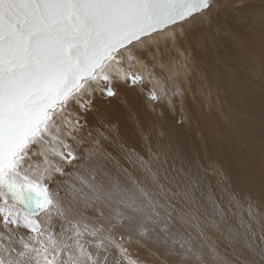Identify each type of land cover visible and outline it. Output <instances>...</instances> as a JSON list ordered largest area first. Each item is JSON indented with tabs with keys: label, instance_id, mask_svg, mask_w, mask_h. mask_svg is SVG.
Wrapping results in <instances>:
<instances>
[{
	"label": "snow or ice",
	"instance_id": "6c2138e0",
	"mask_svg": "<svg viewBox=\"0 0 264 264\" xmlns=\"http://www.w3.org/2000/svg\"><path fill=\"white\" fill-rule=\"evenodd\" d=\"M214 3L0 0V264H123L117 233L145 246L142 264H264V201L226 184L217 194L169 145L147 157L119 145L129 167L105 150L116 125L99 105L115 97L110 69L125 53L198 18L229 51L253 24L249 0H229L215 19ZM93 111L95 135H83Z\"/></svg>",
	"mask_w": 264,
	"mask_h": 264
},
{
	"label": "rangeland",
	"instance_id": "374dc122",
	"mask_svg": "<svg viewBox=\"0 0 264 264\" xmlns=\"http://www.w3.org/2000/svg\"><path fill=\"white\" fill-rule=\"evenodd\" d=\"M228 2L229 0H216L212 11L207 15L213 19L218 15L222 17L226 12L224 5H227ZM249 3L252 6L250 11L254 14L255 23L253 22L250 27H245L240 31L238 40L235 44L230 45L229 51H225L223 47L217 48L212 45L207 23H198V18L193 20L195 25L191 28L192 30L183 29V36L180 35L173 44L174 48L178 46L175 49L173 46L168 48L170 45L168 40L163 44H169L166 45L167 49L161 45L156 46L155 43L146 48L147 42L154 41L152 38L155 36L153 35L152 38L145 39L143 45H136L138 48L143 47L140 48L143 51L140 53L142 56L135 55L139 58L142 57L143 61L136 69L137 73L139 71L137 76H134L133 70L128 68L134 62H131L133 59H130L129 56L131 51L124 54L123 59L128 60L126 62L128 67L125 66L126 64L123 65V76L138 77L139 80L136 84L139 83L142 89L141 91L137 90V85H132L130 80L125 81L124 79V84L111 77L116 95L99 107L104 108L103 110L108 114L116 109L122 110L121 123L130 126L127 127L131 133H129V141L136 136L140 140L139 149L131 143L126 147V141L121 142V137L117 133L119 126L117 128L113 119L114 114H112L111 118L116 129L109 137V142L106 143L105 147L109 144V148H105V150L116 158V160L113 159L115 162L118 159L120 164L129 167L128 158L121 151L119 145H124L128 152L145 157H147L150 147L154 152L161 145H169L183 158L185 167L190 164L193 171H196V166H199L201 174L206 177L207 186L217 194L226 184L234 192L250 196L253 201L262 202L261 200L264 199V35H262L264 31H262L260 17L264 13V3L261 0H249ZM227 11L231 10L227 9ZM190 22L189 25L192 24ZM156 36H162V33ZM261 37L263 38L261 39ZM242 47L249 55V52L253 50L255 53L252 52L249 57L247 53L243 54ZM178 49L180 50L178 51ZM165 51H171L170 53L176 51L177 53L171 54L174 58L179 57L180 51L181 54L183 51L187 54H185L186 59L184 58L187 74L184 75L177 71L181 74L179 76L176 71L170 70L167 65L172 56L170 57L168 55L170 53L166 54ZM222 54L229 67H225V62L221 60ZM163 65L165 68L167 67L168 72L162 67ZM172 78L174 79L172 80ZM152 81H155V84L151 83ZM246 89H249V92ZM153 93L158 97L157 100L150 98ZM131 102L138 103L132 105ZM87 116L92 122L87 123L86 129L83 131H93L95 135L94 128L98 124L95 119L96 113L93 111ZM81 122L84 123L83 120ZM110 127L111 125H109ZM107 134L108 131L105 129V135ZM113 140L116 142L112 143ZM34 161L40 162L42 158L40 161L34 158ZM113 164L116 165V163ZM43 166L40 162V167ZM177 166L179 167V162ZM47 183L51 185L52 182ZM53 186L51 188L55 189L56 184L53 183ZM256 186L258 190H256ZM193 192L197 199L204 203L200 191L196 190L195 186H193ZM41 215L43 216L40 214L35 218L39 220ZM20 231L24 232L25 230L20 229ZM115 239L127 249L123 264H141L147 258V249L138 240L127 237L121 240L119 233L116 234ZM256 243H260L258 237ZM219 250L225 259L232 257V249L226 247L223 241L219 243ZM109 251L112 254L114 251L120 257L119 249L111 248Z\"/></svg>",
	"mask_w": 264,
	"mask_h": 264
},
{
	"label": "bare ground",
	"instance_id": "6f19581e",
	"mask_svg": "<svg viewBox=\"0 0 264 264\" xmlns=\"http://www.w3.org/2000/svg\"><path fill=\"white\" fill-rule=\"evenodd\" d=\"M256 18V17H255ZM261 18V17H260ZM197 20V19H196ZM199 20V19H198ZM190 23H192V24H190L189 25V23L188 24H186V25H184L183 26V29L184 30H186V31H188V30H192L191 28H193L194 27V25L195 24H193V21L192 22H190ZM198 23H200L199 21H198ZM255 23V22H254ZM189 25V26H188ZM175 29V28H174ZM183 29L181 30V28H177L176 30H174V31H172V32H175L177 35L175 36V37H173V35H172V32H169V31H164L163 33H162V36H156V35H159V34H154L153 36H155V37H153V36H151V38L154 40V41H149V42H147V44L145 45V47L147 48L149 45H153L154 43H155V45L156 46H158V45H161L162 47H164V48H166V45L168 44H166V45H163L165 42H166V40H168L169 41V43H170V45L168 46V48L171 46H173V44H174V42L176 41V39L178 38V37H180V35H182L183 36V34H184V31H183ZM254 29H255V27H254ZM194 30V29H193ZM261 31V30H260ZM248 32V31H247ZM161 34V33H160ZM203 34V33H202ZM259 34V33H258ZM186 35V34H185ZM262 35H264V34H262ZM188 36V35H187ZM185 37V36H184ZM150 38V37H149ZM263 37H261V39H262ZM147 40L148 38H144V40ZM179 39V38H178ZM260 39V38H259ZM145 40V41H146ZM178 42V41H177ZM262 42V41H261ZM184 43H186V42H184ZM180 44V43H179ZM235 44V43H234ZM141 45H143V43L141 44ZM178 45V44H177ZM181 45V44H180ZM180 45H179V47H180ZM243 45V44H242ZM175 46V45H174ZM174 46H173V48H174ZM184 46H185V44H184ZM142 46H140V48H141ZM178 47V46H177ZM177 47H175V48H177ZM140 48H138V47H134L133 48V50H131V53L129 54V56L131 57H129L130 59H133V60H131V62L132 61H134V62H132V64L128 67V65H127V61H126V58L125 59H123V61H122V63L121 64H119V65H114L113 66V68L112 69H110V75H111V77H114V79H116V80H118L119 81V83L121 82V83H124V73H123V65H125V66H127L128 68H131L132 70H133V75L134 76H137L138 75V73H139V71H138V73H137V71H136V69H137V67L143 62L142 61V57L141 58H139V56L138 57H136L135 55H137V54H140L141 52H143V51H141V49ZM143 48V47H142ZM154 48V47H153ZM153 48H152V50H153ZM158 48V47H157ZM174 48V49H175ZM181 49H182V47H180ZM250 48V47H249ZM167 49V48H166ZM172 49V48H171ZM243 49V47L241 48V50ZM255 49V48H254ZM173 50V49H172ZM180 49H178V51H179ZM244 50V49H243ZM248 50V49H247ZM158 51V50H157ZM169 51V50H168ZM182 51V50H181ZM181 51H180V53H179V57L177 56V55H175L174 54V56H177L178 58H174L171 54L172 53H174V52H176V51H173L172 53H170V52H166V54L167 53H170V54H168V55H170V57H171V59H170V63H168V65L167 66H169V68H170V70L172 71H178V72H182L184 75H185V73L187 74V69L185 70V62H186V53H184V51H183V53L181 54ZM186 51V50H185ZM254 51V50H253ZM253 51H251V52H249L250 53V55H252V52ZM256 51V50H255ZM155 52H156V50H155ZM163 52V51H162ZM243 52V54H244V52H245V50L244 51H242ZM157 53V52H156ZM177 53V52H176ZM188 53V52H187ZM247 52H245V54H246ZM253 53H255V52H253ZM259 53V52H258ZM264 53V52H263ZM163 54H164V52H163ZM186 54V55H185ZM248 54V53H247ZM250 55L248 54V56L250 57ZM260 55V54H259ZM140 56H142L141 54H140ZM144 56V55H143ZM154 56V55H153ZM160 56V55H159ZM256 56V55H255ZM258 56V55H257ZM263 56V55H262ZM169 57V56H168ZM144 58V57H143ZM154 58H156L155 56H154ZM185 58V59H184ZM190 58V57H189ZM188 58V59H189ZM253 58H254V54H253ZM258 59H259V57H258ZM158 60V59H157ZM160 60V59H159ZM169 60V59H168ZM250 60V59H249ZM129 62H130V60H129ZM159 62V61H158ZM161 62V61H160ZM252 62V61H251ZM255 62V61H254ZM159 64H161V63H159ZM158 65V64H157ZM162 65V64H161ZM165 65V64H164ZM162 66L163 68H165V66ZM190 67H192V66H190ZM249 67H250V65H249ZM126 68V67H125ZM144 68V67H143ZM157 68V67H156ZM172 68V69H171ZM145 69V68H144ZM166 69V71H167V67L165 68ZM165 69H164V71H165ZM149 70V69H148ZM163 70V69H162ZM239 70H241V69H239ZM150 71V70H149ZM186 71V72H185ZM159 72V71H158ZM168 72V71H167ZM177 72V73H178ZM130 73H132V72H130ZM142 73V75H143V72H141ZM147 73V72H146ZM151 74H152V72H150ZM177 73H176V75H177ZM150 74V75H151ZM154 74V73H153ZM170 74V73H169ZM175 74V73H174ZM233 74V73H232ZM178 75L179 76H181V74H179L178 73ZM145 76V75H144ZM147 76V75H146ZM173 76V75H172ZM178 76V77H179ZM174 77V76H173ZM226 77H228V76H226ZM154 79H155V77H153ZM163 78V77H162ZM176 78V77H175ZM180 78H183V77H180ZM189 78V77H188ZM224 78V77H223ZM161 79V78H160ZM174 78H172V80H173ZM225 79V78H224ZM227 79H229V77L227 78ZM156 80V79H155ZM178 80V79H177ZM181 80V79H180ZM205 80V79H204ZM203 80V81H204ZM226 80V79H225ZM248 80V79H247ZM129 81V80H128ZM147 81H150V80H147ZM161 81V80H160ZM171 81V80H170ZM131 82V81H130ZM162 82V81H161ZM165 82V81H164ZM180 82V81H179ZM253 82V81H252ZM143 83V82H142ZM151 83H153V84H155V81L153 82H151ZM160 83V82H159ZM171 83H175V82H171ZM125 84V83H124ZM147 84V83H146ZM157 84V83H156ZM180 85H181V83H179ZM183 84V83H182ZM133 85V84H132ZM137 85V86H136ZM161 85V84H160ZM159 85V86H160ZM135 86H136V89L137 90H139V91H141V86H140V84L138 83V84H135ZM135 86H133V87H135ZM157 86V85H156ZM158 86V87H159ZM163 86V85H162ZM229 86V85H228ZM248 86V85H247ZM240 87V86H239ZM244 87V86H243ZM249 87H250V85H249ZM127 88V87H126ZM174 88V87H173ZM229 88H231V87H229ZM222 89V88H221ZM239 89V88H238ZM242 89V88H241ZM244 89V88H243ZM156 90V89H155ZM223 90V89H222ZM246 90H248V92H249V89H246ZM245 91V90H244ZM146 92V91H145ZM180 92V91H179ZM211 92V91H210ZM224 92V91H223ZM126 93V92H125ZM238 93V92H237ZM241 93V92H240ZM239 93V94H240ZM255 93H256V91H255ZM227 94V93H226ZM248 94V93H247ZM253 94V93H252ZM178 95V94H177ZM212 95V94H211ZM243 95V94H242ZM127 96H129V95H127ZM222 96V95H221ZM226 96V95H225ZM126 97V96H125ZM206 97V96H205ZM127 98V97H126ZM130 98V97H129ZM132 98V97H131ZM218 98V97H217ZM232 98V97H231ZM235 98H236V96H235ZM137 99V98H136ZM208 99V98H207ZM223 99V98H222ZM144 100V99H143ZM234 100V99H233ZM134 101V100H133ZM209 101V100H208ZM237 101V100H236ZM117 103V102H116ZM134 103V102H133ZM132 102H131V104L132 105H135L136 103H138V102H135V104H133ZM224 103V102H223ZM241 103V102H240ZM179 104H181V103H179ZM226 104V103H225ZM119 105V104H118ZM128 105V104H127ZM170 106V105H169ZM135 107V106H134ZM130 108V107H129ZM104 109V108H103ZM114 110V109H113ZM108 111V110H107ZM111 111V110H110ZM122 111V110H121ZM120 111V109H116V111L114 110L113 112H109L110 114V116L112 115V114H114V117H113V119H114V123H116V125H117V128H118V126H119V128H118V135H119V137H121V142H124V141H126V144H125V146L127 147L128 145H129V143H131L132 145H134V146H136V148L137 149H139L138 147H139V138L136 136L134 139H132L131 141H129V131H128V124H123V123H121L122 121H121V118H122V112ZM128 115V114H127ZM224 116V115H223ZM122 120H124V119H122ZM92 122V120H90V117L89 116H87V123H91ZM125 123H127L126 121H125ZM130 127V126H129ZM84 129H86V128H84ZM130 129V128H129ZM87 131H83V135H87ZM131 134V133H130ZM116 135V134H115ZM186 140V139H185ZM124 146V145H123ZM105 148H109V144H108V146L107 147H105ZM117 150V149H116ZM107 151V150H106ZM120 151V150H119ZM137 151V150H136ZM141 151V150H140ZM205 151V150H204ZM115 153V152H114ZM117 153V152H116ZM115 153V154H116ZM119 155V154H118ZM116 156V155H115ZM121 157V156H120ZM119 157V158H120ZM116 160V159H115ZM115 160H110V163L113 165V166H115L113 163H116L115 162ZM198 160V159H197ZM113 162V163H112ZM123 162V161H122ZM217 166V165H216ZM37 176L39 175V172H37V174H36ZM205 176V175H204ZM217 176V175H216ZM264 182V181H263ZM53 183L54 182H52L51 183V185H49V187L51 188V186H53ZM54 187V186H53ZM257 187V186H256ZM252 188V187H251ZM52 189V188H51ZM256 190H258V187L256 188ZM252 191H254V190H252ZM258 192V191H257ZM250 195V194H249ZM259 195V194H258ZM255 196V195H254ZM261 201H264V199L263 200H261ZM42 214V213H41ZM40 219H42L43 218V216L41 215V217H39ZM117 249V248H116ZM117 251V250H116ZM111 253V252H110ZM113 253L114 254H112L113 256H115V258L116 259H119L120 257L118 256V255H116V253L113 251ZM110 258H111V256H110ZM142 264V263H141Z\"/></svg>",
	"mask_w": 264,
	"mask_h": 264
},
{
	"label": "water",
	"instance_id": "95a60500",
	"mask_svg": "<svg viewBox=\"0 0 264 264\" xmlns=\"http://www.w3.org/2000/svg\"><path fill=\"white\" fill-rule=\"evenodd\" d=\"M154 35V34H153Z\"/></svg>",
	"mask_w": 264,
	"mask_h": 264
}]
</instances>
